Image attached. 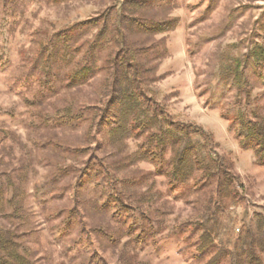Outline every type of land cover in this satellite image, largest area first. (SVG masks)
I'll use <instances>...</instances> for the list:
<instances>
[{"label":"rangeland","instance_id":"1","mask_svg":"<svg viewBox=\"0 0 264 264\" xmlns=\"http://www.w3.org/2000/svg\"><path fill=\"white\" fill-rule=\"evenodd\" d=\"M171 2L170 15L178 22L164 34L167 55L152 92L174 120L201 124L212 134L215 151L229 155L240 182L235 187L239 202L217 215L212 245L199 250L202 231L192 224L202 214L208 190L197 191L192 181L171 189L165 176L144 161L121 170L119 177L128 183L114 182L115 190L97 169L76 181L78 164L86 158L118 147L132 153L136 141L106 145L103 151L98 146L106 143V133L87 144L86 124L59 126V109L98 95L106 74L98 73L79 90H49L33 58L45 33L49 37L95 15L105 2L0 0V157L13 167L22 160L26 171V180L20 179L22 219L0 217V226L14 228L34 264H237L235 247L246 252L248 244L257 249L264 244V166L255 164L252 150L240 145L222 117L239 106L238 88L223 66L254 44L264 46V0ZM251 95L264 112V87ZM52 136L70 146L86 144L84 154H63L44 145ZM64 166L76 168L62 172ZM115 192L124 201L114 203ZM121 193L134 196L129 201ZM237 228L242 237L235 242L231 233ZM260 256L264 264V252Z\"/></svg>","mask_w":264,"mask_h":264},{"label":"trees","instance_id":"2","mask_svg":"<svg viewBox=\"0 0 264 264\" xmlns=\"http://www.w3.org/2000/svg\"><path fill=\"white\" fill-rule=\"evenodd\" d=\"M102 1L105 7L95 15L57 30L49 37L45 33L33 58L34 68L49 90H79L98 73L106 74L98 95L77 105L67 103L59 109V126L75 129L86 124L87 144L95 143L98 133L102 137L106 133V143H98V149L103 151L106 145L125 144L128 139L136 141L132 153H123L118 147L102 157L86 158L78 164L81 168L76 169L79 173L76 181L97 169L109 176L111 188L115 190L114 182L128 183L118 173L136 161L152 164L158 174L165 176L171 189L192 181L197 191L208 190L202 214L192 224L202 231L199 250L208 248L213 242L212 226L217 215L239 202L235 187L240 182L229 155L215 151L217 144L212 134L199 123L174 120L167 106L155 99L152 92L151 85L162 78L157 73L159 63L167 55L164 34L174 30L178 22L177 17L170 15L172 2ZM223 71L238 88L239 106L234 114H222V117L228 121L240 145L252 150L255 164L264 166V112L251 95L254 88L264 87V46L254 44L243 57L225 64ZM46 140L44 145L63 154L81 156L86 149V144L70 146L53 136ZM110 155L114 157L109 159ZM10 164V160L0 157V217L13 221L22 219L25 211V192L20 179L26 180V171L22 160L14 167ZM75 168L64 166L62 172L75 171ZM119 193H114L120 200L114 203L124 201ZM122 196L130 201L134 195ZM13 229L0 226V264H34ZM237 229L236 234L231 233L235 235V242L242 237ZM235 248L239 252L237 264H244L246 260L248 264H263L260 253L264 252V244L259 249L248 244L246 252L241 247Z\"/></svg>","mask_w":264,"mask_h":264},{"label":"built area","instance_id":"3","mask_svg":"<svg viewBox=\"0 0 264 264\" xmlns=\"http://www.w3.org/2000/svg\"><path fill=\"white\" fill-rule=\"evenodd\" d=\"M236 231H238V229H236Z\"/></svg>","mask_w":264,"mask_h":264}]
</instances>
